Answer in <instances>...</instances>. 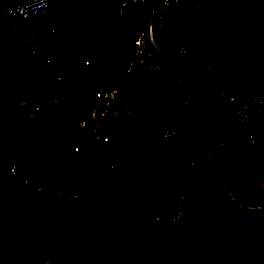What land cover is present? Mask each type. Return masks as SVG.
Returning a JSON list of instances; mask_svg holds the SVG:
<instances>
[{
    "label": "built area",
    "instance_id": "1",
    "mask_svg": "<svg viewBox=\"0 0 264 264\" xmlns=\"http://www.w3.org/2000/svg\"><path fill=\"white\" fill-rule=\"evenodd\" d=\"M23 1L0 0V15ZM43 7L26 16L29 44L50 38L42 91L20 103L40 111L55 139L56 197L137 199L174 219L188 185L215 183L237 207L264 208V67L247 51L250 0ZM18 25L4 18L0 52L23 44Z\"/></svg>",
    "mask_w": 264,
    "mask_h": 264
},
{
    "label": "water",
    "instance_id": "2",
    "mask_svg": "<svg viewBox=\"0 0 264 264\" xmlns=\"http://www.w3.org/2000/svg\"><path fill=\"white\" fill-rule=\"evenodd\" d=\"M47 1L24 0L0 15V27L6 16H17L23 37V44L0 52V264H52L40 179L55 139L40 111L30 114L20 103L41 95L39 62L50 38L39 33L29 44L26 16L44 11ZM224 195L215 183L190 184L174 219L157 218L145 204L150 243L132 264H264V208H239Z\"/></svg>",
    "mask_w": 264,
    "mask_h": 264
},
{
    "label": "trees",
    "instance_id": "3",
    "mask_svg": "<svg viewBox=\"0 0 264 264\" xmlns=\"http://www.w3.org/2000/svg\"><path fill=\"white\" fill-rule=\"evenodd\" d=\"M138 31V24L129 29L124 53L133 48ZM245 38L251 63L264 67V0H250ZM40 185L48 192L42 221L52 235V264H132L150 243L141 201L109 200L101 193L85 200L56 197L51 164Z\"/></svg>",
    "mask_w": 264,
    "mask_h": 264
}]
</instances>
